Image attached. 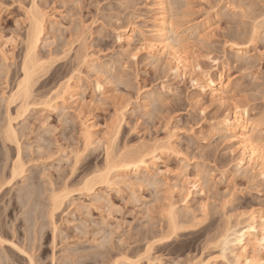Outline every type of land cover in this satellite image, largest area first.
I'll return each instance as SVG.
<instances>
[{"label": "rangeland", "instance_id": "rangeland-1", "mask_svg": "<svg viewBox=\"0 0 264 264\" xmlns=\"http://www.w3.org/2000/svg\"><path fill=\"white\" fill-rule=\"evenodd\" d=\"M32 1L0 0L6 5L0 9V182L18 151L26 169L13 187L1 190V241L8 242L0 243V264H127V258L134 264H190L200 256L227 264L220 246L226 226L234 227L246 212L264 211L263 178L237 167L234 142L220 132L232 103L264 119V0H164L166 31L184 47L180 56L199 67L190 73L205 69L217 80L222 72L228 87L222 106L194 88L192 75L174 76L169 60L148 53L145 45L156 40L158 26L153 0H36L46 15L36 54L43 69L23 110L11 94L21 76ZM71 76L72 98L64 104L53 99L54 109L46 108L42 103ZM8 113L19 150L3 140ZM84 129L93 139L87 147ZM168 139L174 152L153 160L154 174L161 171L155 179L120 175L110 186L94 180L92 195L81 189L102 168L105 144L117 159ZM196 181L201 191L185 206L183 191L173 185L189 188ZM63 186L69 202L51 218L50 190ZM169 201L181 227L174 235L166 224ZM184 207L194 219H186Z\"/></svg>", "mask_w": 264, "mask_h": 264}, {"label": "bare ground", "instance_id": "bare-ground-1", "mask_svg": "<svg viewBox=\"0 0 264 264\" xmlns=\"http://www.w3.org/2000/svg\"><path fill=\"white\" fill-rule=\"evenodd\" d=\"M153 1H154L155 6H156L155 8L157 11V19H158L156 21V22H158V24H156V25H158V26H157V28H155V29H157L156 33H154L155 34L154 37H156V40L153 41V43H151V44L148 43L145 45V47L148 48V50H147L148 53L151 56L157 55L161 58L164 57L165 59L169 60L170 62L167 60L166 61L171 63L170 64V66H171L170 71H172L174 76H182L183 75L182 77L184 78V74L185 75L188 74L189 76L192 75V76H190V78H191L190 81L194 85V88L199 89L202 93L207 92L209 94L208 96H210L211 99L215 100L216 102H219L220 103L219 105L222 106L223 103L227 99L226 93H227V88H228L226 83L225 84L222 83V72L218 76L217 80H213L209 75L210 73L204 71L205 69L203 71H201V69H200L199 73L197 72V75L193 74V72L195 71V70L193 71V69H197L198 65L197 66L196 65L190 66L191 64L189 62H187L186 59H184L180 56V53L182 52L181 48H184V47L180 46V44H181L180 42L178 43L177 41L172 40L173 38L176 37L175 33L173 34V35H175V37L171 38L169 36V35H171L170 31L169 30L166 31L167 26H169V25H168V23L166 24V22H165V19H166V17H165L166 15L164 14L165 13V11H164L165 10V6H164L165 1L164 0H153ZM31 6H32V4H31ZM40 10L41 9L37 8L36 10L33 11V13L31 15H29V12H26V17H27L26 19L28 20V29H27V32L25 34V38L23 41L24 42V51H23L22 60H21L20 66H19L21 76H20V79H18V81L16 83L14 93L11 94V99L14 98V100H15V98H16V99L21 100L22 103H21L20 107H23V110L25 109L24 106H26V107L28 106L27 100L30 98L31 89L33 88V85L35 84V80L38 78L37 75H40L39 73L43 69V62H41V58L39 59L37 57V55H38L37 50H38L39 44L42 42V39L45 35V30H46V26H45L46 25V19L45 18H46V15ZM171 31H172V29H171ZM120 40H121V38H120ZM177 40H179V39H177ZM184 50H187V49L185 48ZM183 53H184V51H183ZM5 55L1 54V58L4 61H6V59H7V58H5L6 57ZM83 59H85V58L83 57ZM86 60H87V57H86ZM84 61L85 60H83L82 62H84ZM191 69L193 71L192 73H190ZM188 70H189V72L186 73ZM72 74H74V72ZM177 78H180V77H177ZM71 80H72V76L70 78H68L65 82L60 84L58 86V88H56L54 90L55 92L53 91L54 95H53L52 99H50V100L48 99V100H46V102H44L42 104H44L45 107L47 106L46 108H48L50 110V109H54L53 106L50 105V102L53 99H54V101L59 99V102L62 101L63 104L65 101L67 102V99L65 98L66 96L68 97V100L71 99L72 98V95L70 94V87H71L70 81ZM226 82H228V81H226ZM71 88H73V87H71ZM9 100H10V98H9ZM52 104H54V103H52ZM8 107H9V105H8ZM64 108H63V110H64ZM20 109H22V108H20ZM23 110H22V112H23ZM7 112H8V109H7ZM261 119H258L257 117H254V118L251 117L250 111L246 107L240 108V107H238V105H235L232 103L231 108L225 110V114H224V116L222 118V122H221L222 129L220 130V132L222 131L223 133L230 134V135H228V137L230 136L229 138H231V140L234 142L233 144L235 145L234 146L235 151L237 150V152L239 153L238 154L239 160H238L237 167L240 168L241 170L242 169L245 170L243 172H247V174L256 172V174L258 173L259 174L258 176H261L264 180V151L262 150V148H264L263 147L264 145L261 147L262 141H264V139H263L264 137L258 135L260 128H264V119H262V120ZM11 122H12V119L10 117V114L8 113V115H6L5 128H2L4 130L3 131V138H4L3 140L7 141L8 143H14L17 150H19L20 147L18 146L17 141H16V139L18 137L17 138L15 137V129H14ZM86 126L87 125H85L84 127H86ZM87 129H90V127L87 126ZM219 134H221V133H219ZM168 135H170V134H168ZM91 136H92V134H89L88 130H86V129L83 130L82 140H83L84 146L87 147V146L91 145V143H92L91 140H93ZM168 137H170V136H168ZM106 139H104V140H106ZM170 139H172V138H170ZM100 140H102V139H100ZM100 140H98L99 141L98 144H100V142H101ZM106 141H108V140H106ZM150 143H152V142H150ZM169 143H170L169 139L166 142L165 141H155L152 145H150L148 147L139 149V150H137V152H135L133 154L130 153V151H129L130 155L124 154L125 156L124 155L121 157L119 156V158L117 157V159H115L116 156L114 158L109 147H107L106 144L103 143V144H105L104 145L105 149H103L104 150V156H105L104 164L100 170L99 169L97 171L95 170L96 172L93 173V177L91 174V177H89V179H86V180L84 179L83 183H81L82 184L81 189L84 192H86V194L88 196L92 195L93 194L92 193L93 192V184L95 183L94 180L97 179V181H98V179H99L100 183L103 182L105 185L110 186L112 184V183H110L112 178L117 177V176L119 177L120 175H122V176H124V175H126V176H128V175L129 176L130 175H139V176L142 175L143 178H149L150 177L152 179H155V177L161 171L155 172V174H154V171L157 170V168H155L156 163H154L153 160L157 159L158 154H161V156H162L163 153L165 154L168 152L169 153L174 152L173 148H172L173 146L171 147V143L170 144ZM110 144H111V142H110ZM141 145L143 146V144H141ZM42 149L43 148H41V150ZM174 149H175V147H174ZM113 151H114V149H113ZM17 153L18 154H17L16 159L13 160V162L9 166L8 177H6V175H5V177H6L5 181L0 182V199L4 193V191H2V193H1V190L3 189V187L5 188V185L11 186L10 184L13 183L14 180L23 178L25 176V173H26V169L24 168L25 165L22 163L21 158L19 157V151ZM45 153H46V151H45ZM178 156H179V154H178ZM75 162H76V160H75ZM238 168H237V170L239 171ZM162 173L165 174V172H162ZM167 173H169V172H167ZM135 178H136V176H135ZM165 178H166V176H165ZM2 179H3V177H1V180ZM112 182H113V180H112ZM196 183H197V181L192 183L191 186L189 185L190 186L189 188L185 187L186 185L183 186L184 183L183 184L181 183L180 184L181 186H178L179 184L173 185L172 189L174 191H179L178 193L183 191L182 195L184 194L183 195L184 196L183 201H184L185 206L188 204L189 199L191 198V196L194 193H197V191L198 192L201 191L200 186ZM95 185H96V183H95ZM11 187H13V186H11ZM52 187H54V185ZM50 188H51V186H50ZM183 188L185 189V191ZM81 189H78V190L80 191ZM49 194L50 195L48 197L50 200V205L52 207V208H50L52 210L50 211L49 216H51V218H52V213H53L52 211L56 210V209L57 210L60 209V207L64 204V202L68 198L67 194H70V193H68L66 186H63V188L59 189V191L58 190L56 191V189L52 188L50 190ZM67 202H69V201L67 200ZM168 204H169L168 205L169 212L167 214V223H166L168 229L167 228L166 229L169 231V234L167 233L168 235H171V234L174 235L179 229H181V227L179 226V219L176 218L177 210H176L174 202L169 201ZM71 205H72V203H71ZM166 206H167V204H166ZM182 209H184L183 210L184 213L183 212L182 213L184 216H186V219H187V217H188V219H190V218L194 219L193 213L189 212L187 207H184ZM242 215H241V217L238 216L240 218V220H238L239 218L236 217L238 219H237L236 223L234 224V227L231 226L232 227L231 228L229 226L230 228L229 227L227 228V226H226V230L224 231V234L221 235L220 246H221V250H222L221 255L223 257V260H225V262L227 264H249V262H253V264H264V245H261L259 243L260 240L264 239V211L252 210V211H249L248 213L246 212L245 214H242ZM177 216H178V214H177ZM242 218H244V219L240 223L239 221H241ZM52 224L54 225V223H52ZM239 226H242V227L239 228ZM236 228H239V229L235 230ZM53 230L55 231V228ZM53 232H52V234H53ZM2 234H4V229L2 226H0V241L3 239V238L1 239ZM168 235H166V236H168ZM229 236H231L232 238H230ZM52 238L54 239V236ZM154 241L155 240H153V242ZM161 241H163V240H161ZM11 242H10V244H11ZM217 243H219V242H217ZM52 244H53V242H52ZM229 245H234V249H233V246H231L232 250L230 248L227 249V247ZM12 246H13V244L11 245V247ZM149 246H153V245H149ZM15 248H16V246H15ZM149 249L150 248H148V250ZM146 250H147V248H146ZM226 250L230 251L229 256L231 258H229L228 260H227V257L225 256ZM19 251L21 253L25 252V251H22L20 249H19ZM142 253H144V252H142ZM146 253H147V251H146ZM121 255H123V254H121ZM27 256L29 257V255H27ZM124 256H123V258H125ZM141 257H142V255L140 256V258ZM203 257H205V258H202L200 256V258L195 260L194 262L192 260V263H190V264H214V262H216L215 260L217 259L216 256H215L216 259L212 258L214 256H212V257L203 256ZM120 258H122V256ZM128 259H130V258H127L125 261L127 264H134L133 262H131ZM0 260H1V258H0ZM29 263H30V261H29ZM150 264H157V263H155V259H154V261L150 262Z\"/></svg>", "mask_w": 264, "mask_h": 264}, {"label": "snow or ice", "instance_id": "snow-or-ice-1", "mask_svg": "<svg viewBox=\"0 0 264 264\" xmlns=\"http://www.w3.org/2000/svg\"><path fill=\"white\" fill-rule=\"evenodd\" d=\"M5 7H6L5 4H0V9H3ZM20 7L24 8L25 5L22 4V5H20ZM36 9H37L36 0H33L31 9H28L29 15H31L33 13V11ZM133 59H135V57H133ZM0 243H7V241H0ZM259 243L261 245H264V239L260 240ZM13 247H15V245H13ZM17 250L19 251V249H17ZM24 254L27 255V253H24ZM28 260L32 261V257H29ZM25 264H28V262L26 261ZM32 264H35V262L32 261ZM249 264H253V262H249Z\"/></svg>", "mask_w": 264, "mask_h": 264}]
</instances>
